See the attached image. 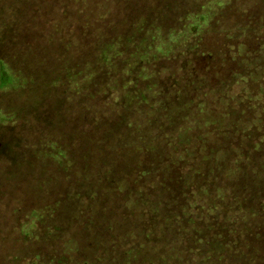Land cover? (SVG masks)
<instances>
[{
    "label": "trees",
    "instance_id": "1",
    "mask_svg": "<svg viewBox=\"0 0 264 264\" xmlns=\"http://www.w3.org/2000/svg\"><path fill=\"white\" fill-rule=\"evenodd\" d=\"M123 1L0 0V166L57 188L1 264H264V0Z\"/></svg>",
    "mask_w": 264,
    "mask_h": 264
},
{
    "label": "rangeland",
    "instance_id": "2",
    "mask_svg": "<svg viewBox=\"0 0 264 264\" xmlns=\"http://www.w3.org/2000/svg\"><path fill=\"white\" fill-rule=\"evenodd\" d=\"M122 2L124 3L123 0H102V3L104 4L106 11H108L114 25L117 28H119L121 31L126 29V27L130 25L128 24V20L125 18L123 14L124 12H122V5H123ZM245 3L247 4L248 1H245ZM254 10L255 12L257 11V8H255V6L252 7L251 11ZM251 17H253V15H251ZM216 20L215 17L213 16L211 17L210 20H208V22H206L203 25V29L206 31L208 39L212 35L213 36L212 40L215 41L219 38L220 35H222L225 29L232 26V19L226 13L221 17V19L218 22H216ZM209 78L213 81L217 80V82H219V80L221 81L222 73L217 72V69L210 70ZM139 95H142V91H140ZM0 96L5 98L10 104L14 106H22L28 103L30 100L29 95L24 90L21 89H14V90L8 88H5L4 90L1 89ZM40 101L42 102L44 109L47 110L48 116L50 118H53L54 115L52 114V112H50V102L46 99H41ZM66 125L67 127H70L71 123L67 121ZM33 172L35 173V171ZM50 174H53L58 178L60 176L63 177V179L60 182L61 189L63 185L67 184V182L64 181L67 180L65 177L67 173H64L61 170H59V172L52 171V173ZM29 175L30 173L27 170H23V169L14 170L11 168L8 169L0 166V234L6 235V230L4 228H1V226L3 225V221H2L3 219L9 220V222L7 223L14 225L17 219H20V217L27 218L26 216L29 215L31 211V207L33 206L31 205L33 203V197H39V199H47L49 197L51 199L55 198L52 196L57 190V188H54L52 190V194L49 195L46 192V190L40 191V189L38 188L36 189L34 188V186L32 187L33 188L32 196L28 197L30 196L31 193L30 190L31 186L27 182V180L24 179H29L26 177ZM50 177L55 178L54 176H50ZM42 185L44 186V183ZM23 199H26V201L29 200L31 204L29 202L20 203V201H22ZM14 244L15 241L10 236H7L4 242H1L0 239V264L3 261L4 254L6 253L5 252L3 254L2 252L8 250L9 248L14 247ZM163 252H167L168 254H171L169 250H165ZM262 252H264V248ZM51 264H61V263H57V261L55 260Z\"/></svg>",
    "mask_w": 264,
    "mask_h": 264
}]
</instances>
